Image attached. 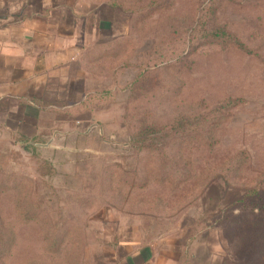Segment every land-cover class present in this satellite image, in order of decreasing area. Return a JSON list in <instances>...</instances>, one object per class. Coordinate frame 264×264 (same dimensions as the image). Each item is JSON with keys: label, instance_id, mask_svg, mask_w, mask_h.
Returning a JSON list of instances; mask_svg holds the SVG:
<instances>
[{"label": "rangeland", "instance_id": "rangeland-1", "mask_svg": "<svg viewBox=\"0 0 264 264\" xmlns=\"http://www.w3.org/2000/svg\"><path fill=\"white\" fill-rule=\"evenodd\" d=\"M77 1L104 23L90 71L114 94L99 108L113 144L52 192L44 159L0 140V264H114L120 244L177 236L218 246L213 264H264L257 201L229 207L264 182V0Z\"/></svg>", "mask_w": 264, "mask_h": 264}, {"label": "crops", "instance_id": "crops-1", "mask_svg": "<svg viewBox=\"0 0 264 264\" xmlns=\"http://www.w3.org/2000/svg\"><path fill=\"white\" fill-rule=\"evenodd\" d=\"M92 15L91 5L77 0H0V140L24 157L50 160L60 178L75 174L82 157L106 156L95 143L113 144L100 107L72 115L105 83L90 71L106 40L104 23H88ZM176 238L157 245L129 240L118 246L114 264H213L219 258L216 245L183 246Z\"/></svg>", "mask_w": 264, "mask_h": 264}, {"label": "trees", "instance_id": "trees-1", "mask_svg": "<svg viewBox=\"0 0 264 264\" xmlns=\"http://www.w3.org/2000/svg\"><path fill=\"white\" fill-rule=\"evenodd\" d=\"M216 4V0H211L208 7H213ZM206 24V20H203L202 18H199L197 27H203ZM227 36L225 32L222 30L218 31H211V33H208V36L210 37H220V36ZM228 37V36H227ZM190 41H192V37L190 38ZM191 46L193 47V44L191 43ZM141 77L143 74L140 75ZM130 87H133V81L130 83ZM114 100V94L112 89H102V90H96L93 93H91L86 100L80 104L79 106L75 107L72 111L73 116H79L80 114L86 113V112H91L96 108H99L101 106H104L107 103H111ZM183 124L179 125L181 127ZM172 128V127H171ZM176 128L174 129V131ZM146 138H134L133 140V135L130 136L129 138V151L133 150L135 148L136 152L141 153L144 151H149L150 150V141L151 139L148 138V136H145ZM24 150L28 153L35 152L30 146H23ZM31 149L33 151H31ZM13 153V152H12ZM33 157H36L35 154H33ZM42 161V166H41V174L40 178L43 179V184H45L52 192H54V188L51 184L52 179L57 175V171L55 169L54 164L50 160H40ZM264 182H261L260 186H257L256 188H250L249 190L246 191L244 196L237 200L234 204L229 205V207H234L235 205H240L245 203L246 201H257L254 203H250V207H252V210H259V214H254L255 218L264 221V204L261 205L262 200L264 199ZM39 206H36L35 208H38ZM144 214V213H143ZM144 215H150L153 216L152 214H144ZM222 220V217L220 218ZM219 219V220H220ZM194 237L193 239H195Z\"/></svg>", "mask_w": 264, "mask_h": 264}]
</instances>
